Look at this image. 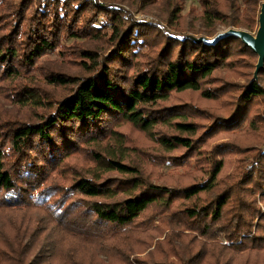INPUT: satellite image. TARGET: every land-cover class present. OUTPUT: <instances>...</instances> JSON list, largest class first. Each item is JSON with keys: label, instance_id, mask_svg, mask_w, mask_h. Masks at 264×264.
<instances>
[{"label": "trees", "instance_id": "trees-1", "mask_svg": "<svg viewBox=\"0 0 264 264\" xmlns=\"http://www.w3.org/2000/svg\"><path fill=\"white\" fill-rule=\"evenodd\" d=\"M117 1L0 0V83L21 78L60 46L61 55L75 56L71 62L80 73H44L46 85L68 88L54 99L46 98L33 79L5 87L16 91L11 98L20 107L43 112L28 122L0 120V209L45 207L47 212L44 197L59 194L56 219L63 231L56 232L58 243L42 238L49 242L40 247L36 264H75L77 250L65 251L66 240L92 247L88 255L80 254L89 264H175L148 263L139 256L166 228L170 232L164 243L154 244L150 259L160 255L163 244L179 251L198 243L192 256L176 253L178 264H264L250 255H264V209L244 199L256 191L264 200V152L238 160L243 174L221 181L224 158L246 148L234 142L202 147L217 132L264 126V65L255 80L250 60L257 55L239 39L206 45L187 38L212 39L218 27L252 32L264 0H196L198 8L189 9L185 25L179 19L186 0H140L142 10L163 5L164 22L137 20ZM71 40L83 44L67 51ZM122 126L148 137L164 153L182 154L175 162L130 147ZM83 152L91 166L80 170L65 164ZM134 153L141 161L173 166L198 155L208 169L187 186L158 185L143 174L140 160L130 158ZM67 170L73 171L69 186L46 184ZM108 172L121 178L102 179ZM150 208L155 212L140 220ZM22 215L12 218L15 227L23 226L17 244L0 250L10 264H20L39 241L34 227L31 240L20 242L37 224Z\"/></svg>", "mask_w": 264, "mask_h": 264}, {"label": "rangeland", "instance_id": "rangeland-1", "mask_svg": "<svg viewBox=\"0 0 264 264\" xmlns=\"http://www.w3.org/2000/svg\"><path fill=\"white\" fill-rule=\"evenodd\" d=\"M117 2L122 3V6L130 11L134 16L135 19L143 21V22H158L165 20L166 15L164 11V7L162 6H148L145 10H142V8L139 7L140 0H118ZM198 8L196 0H186L184 4V10L182 12V16L179 19V22L183 25L187 23L188 17L187 12L190 8ZM164 22V21H163ZM258 29V27H257ZM257 29H255L252 32H248L251 35L255 36ZM217 31L224 32L226 29L223 27H218ZM243 31V30H241ZM247 32V31H245ZM191 35V34H188ZM66 47L67 51H73L74 49H77V47L81 46L83 43L82 41H66ZM62 49V46H60L54 53L50 55H46L41 57L36 64L34 65V69L30 70L28 73L24 74L21 78L16 79L12 82L6 83H0V120L2 121H11V122H28L29 120H32L34 116H36L37 113L43 112L41 109H30L28 107H20L21 105H18V102L16 99H12L11 94L16 92L15 90H9V88H12L14 86H21L25 85L29 79H33L36 84L40 86V88L45 92L44 96L46 98L54 99L59 98L63 96L68 89L67 87H60V86H48L45 84V78L44 73L46 74L48 71H55L62 74H67L71 76L79 75V67L72 63L71 60H73V56L68 53V55H61L59 50ZM65 50V49H64ZM65 52V51H64ZM65 54V53H64ZM75 57V56H74ZM250 62H255V66L257 64V59L255 61L250 60ZM264 65V64H263ZM41 67V68H40ZM254 71L253 70L252 76L253 79H258V74L256 78H254ZM226 76V74H225ZM235 77H228L229 80H233ZM24 79H27L26 81ZM231 80V81H232ZM235 81L243 82V79H235ZM5 87H9L8 89H5ZM209 108L213 111H215L217 114H222L220 110L218 109L217 105H209ZM264 108V107H263ZM261 109V108H260ZM253 114V113H252ZM247 122V121H246ZM119 131L125 133L127 135V144L130 147L138 148L140 150L145 151L148 154L156 155V156H163V157H169V158H175V162L178 156L182 154V151L176 150L171 153H164L162 150H160L156 145H154L148 137H145L144 135L135 133L134 130L122 126L120 127ZM222 142H234L238 144L237 146H240L241 148H246L243 151V154H234V155H228L226 158H224V169L222 174L220 175L219 179L223 181V179L227 176H237V178L243 174L244 170L240 166V164H237L238 160L240 159H249L255 154H260L264 152V126L259 125L257 126L254 124V126L248 127L244 126L238 130L230 131V132H217V134L211 136L206 143L202 146L206 150H210L213 146L220 144ZM133 154V153H132ZM86 155V152H83L77 157L70 158L68 161H66V165L69 167L71 166L72 169H84L91 166L89 162L86 161L84 158ZM131 159L134 160L136 158L137 160H140L136 154L131 155ZM135 159V161H136ZM141 161V160H140ZM141 170L144 175H146L147 179L154 184L158 185H164V186H187L189 184L194 183L197 181L202 174L205 173V171L208 169V165L205 162L200 161V157L198 155H192L189 159L186 160V162L175 165L172 162L162 161V162H154V161H145L142 159L141 161ZM195 164V165H194ZM194 165V166H193ZM261 170L262 167H264V160L261 161ZM70 168V167H69ZM73 171L67 170V173L65 175H62L61 173H54L50 176L48 181L46 182L47 185H52L55 183L69 186L70 179L72 177ZM102 179H114V178H121V175L116 172H108L101 175ZM259 193L254 191L252 195H248V193L244 194V199L247 201H253L255 200V205L258 207H261L264 209V200H259L260 195ZM258 195V196H257ZM1 197V195H0ZM77 196L73 197L72 200H76ZM122 196L118 195L116 199H121ZM35 199V198H34ZM47 199V204L49 205V209L47 208V212H45L44 208H39V210H30L27 212V207H16L11 208L9 211L7 209H0V250L3 249L4 251H7L8 248H14L17 244V232H20L23 228L22 225H18L15 227V224H18V222L14 221L12 218L17 217L21 218L23 215L26 214L31 217H33L34 221H36V225L31 224L30 229L28 233H24L22 236L20 242H29L31 240V233L34 230V227L37 230L38 234V243H35L32 247V250L25 255L22 262L20 261V264H36L37 263V256L40 251V247H45L47 245V242H43L42 238L51 237L56 243H58V239H54L55 237H58L59 233H56L57 231H63L62 226L58 225V211L61 209H58L57 201L59 199V194L54 193L52 194V197H44V201ZM70 199V201H72ZM180 204V202L178 203ZM31 205V204H30ZM29 205V207H31ZM67 205V204H66ZM254 206V205H253ZM255 206V207H256ZM48 207V206H47ZM42 210V211H41ZM153 212H155L154 208H150L147 212H145L140 220H144L146 218H149ZM258 220V219H257ZM256 220V221H257ZM157 224V223H155ZM46 226V227H44ZM167 229V228H166ZM162 229L163 233L156 234V237L153 241V246L148 248L146 250V253L139 255L140 257H147V262L150 263L152 260L160 261V262H171L178 264V257L176 256V253L183 254L185 256H192L196 254L201 245L198 243H192L190 247L185 248L182 247L179 251H173L169 247H167L165 244L160 247L159 254L152 255V258L150 259V253L153 252L154 244L157 242L161 243L164 241L165 235L170 232V230ZM187 232L184 231L183 234H186ZM34 237H36V232L34 233ZM191 237L188 238V240H185L186 242L191 240ZM33 239V238H32ZM103 239V238H102ZM115 240V239H114ZM65 244L62 245L63 249L71 251L76 249V259H73V262L75 264H89L88 259H81L80 254L88 255L90 253L92 247L85 246L81 243L73 242L70 240L64 241ZM164 243V242H163ZM222 245H225L226 242L224 240H221L220 242ZM6 246V250H5ZM190 249V250H189ZM145 255V256H144ZM251 256L258 257L259 262L264 263V255H261L260 253H252ZM229 256V255H228ZM10 257V256H9ZM79 259H78V258ZM18 258V257H17ZM16 258V259H17ZM99 259H102L100 256ZM228 259L227 256L220 259L221 263H224ZM9 258H0V264H10V261L7 262ZM254 261V260H253ZM92 264L94 262L90 261ZM69 263V262H68ZM17 264V260L16 263ZM51 264H57V261L51 263ZM239 264V263H237ZM249 264H253L252 261Z\"/></svg>", "mask_w": 264, "mask_h": 264}, {"label": "water", "instance_id": "water-1", "mask_svg": "<svg viewBox=\"0 0 264 264\" xmlns=\"http://www.w3.org/2000/svg\"><path fill=\"white\" fill-rule=\"evenodd\" d=\"M228 37L239 39L255 55H257V64L254 71V78H256L257 74L263 69L264 64V3L260 7L258 16V29L255 36L251 35L248 32L235 29H229L224 32H219L212 39H208L205 37L187 36L188 39H191L196 43H204L206 45H215L217 42Z\"/></svg>", "mask_w": 264, "mask_h": 264}]
</instances>
